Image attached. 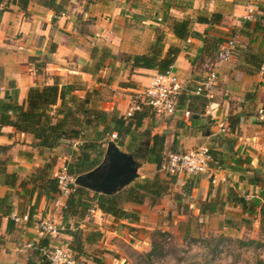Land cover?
<instances>
[{
  "label": "crops",
  "instance_id": "crops-1",
  "mask_svg": "<svg viewBox=\"0 0 264 264\" xmlns=\"http://www.w3.org/2000/svg\"><path fill=\"white\" fill-rule=\"evenodd\" d=\"M55 3L60 8L56 12L42 6L39 0H30L22 11L16 4L1 0L0 101L11 92L10 85L15 89L16 103L21 105L28 88L53 84L59 87L73 85L75 89L71 94L82 100L87 93L97 89L94 81L96 73H104L102 68L94 69L100 59L97 53L101 49L115 57L113 60L104 58L102 66L105 60H110L114 62L112 67L115 70L123 63V56L146 52L157 32H162L158 28L165 22L164 15L171 20L189 18L192 21L198 15L219 16V21L213 25L195 22L191 24V29L200 35L199 39L188 38V42H180L171 35L169 28L163 34V52L169 46L180 49L172 66L181 83L188 79L194 83L196 77L202 79L203 76H196L193 70L199 59L205 62L214 60L217 49L210 54L212 59L207 58L210 51L205 50L208 43L203 39L220 40V34L228 32L238 36L231 58L214 66L217 79L212 90L203 96L206 104L204 113L193 115L188 120L183 117L185 108L177 110L171 117L161 118L153 113L154 116H147L142 120L141 128L148 130L150 135L164 134V149L170 144L183 150L205 146L212 152L227 156L228 160L236 157L241 160L249 158V166H234L226 160L224 167L219 168V175L232 182L225 187L227 193L232 190L238 196L245 197L239 191L247 184L249 172H253V169L259 170L257 158H264V136L254 133V128L258 127L251 122L258 121L253 112L260 113V120L262 118L264 77L258 72L246 74L240 68L237 52L250 49L264 55V32L255 30L256 27L264 26V0H56ZM249 4L257 11V15L252 22H242L241 17ZM93 49L97 52L92 53ZM123 65L125 67V63ZM126 68V73L118 72L119 80L124 85L116 87L118 91H115L113 101L110 104L96 102L101 110H106V113L117 119L122 118L120 116L124 114L132 95L141 90L155 73L153 70L130 71L128 66ZM181 94L186 95V98L195 95L184 88ZM96 100L99 101L98 98ZM147 112L150 113L149 110ZM230 118L239 120L233 132L228 129ZM221 121H225L227 125L224 132H220L218 128ZM117 141L113 144L120 150ZM69 142L77 143L63 141L59 147L51 150L36 148L32 146L34 140L31 135L17 133L10 126L0 127V147L7 148L0 155V200L5 199V203L0 205V264H29L30 261L36 263L34 250L41 253L45 247L52 249L58 245L69 244L71 239L61 233L63 230L55 237L40 236L33 225L38 217H49L55 223L61 224L60 212L64 200L56 194L38 197V186L36 187L33 178L36 171L44 166L49 165L52 177L61 163L66 165V148L63 146ZM143 142L149 143L150 138L144 137ZM67 147L70 151L73 150V147ZM122 152L127 153L124 150ZM136 162L140 166L135 179H151L149 172H157L154 165ZM158 176L164 178L160 174ZM182 178H186V182H182ZM179 182L182 196L187 199L203 202L213 197L212 189L205 178L175 177V183ZM216 191L217 189L213 194ZM169 193L170 189L154 206L147 203L124 205L125 210L136 212L137 221L133 222L113 219L98 210L88 213L78 222V226L83 234L94 231L98 237L94 243L84 245L81 257L88 258L90 255L101 260L103 264L107 263L105 251L113 246L107 242L104 234L109 238H128V241L138 239L143 232L139 231L137 234L138 229L149 230L145 223L149 215L154 214L156 219L157 213L169 211L178 203L175 198L166 200ZM178 193L177 198L180 195ZM191 206L192 204L190 208ZM24 214L29 216L26 224L17 225L11 220L12 215ZM72 223L73 219L69 220L70 228ZM142 239L147 240L145 236ZM140 246L142 247V243L137 244V247ZM149 248L150 246L148 250ZM114 262L117 264V261Z\"/></svg>",
  "mask_w": 264,
  "mask_h": 264
},
{
  "label": "trees",
  "instance_id": "trees-1",
  "mask_svg": "<svg viewBox=\"0 0 264 264\" xmlns=\"http://www.w3.org/2000/svg\"><path fill=\"white\" fill-rule=\"evenodd\" d=\"M12 4H16L18 9L25 10L30 0H8ZM56 0H39V3L51 9L58 11L59 5L55 3ZM1 2V0H0ZM167 18L164 15V19ZM219 21L217 14L198 15L194 21L189 18L180 20H171L169 31L171 35L180 42H185L188 38H200V35L191 29L193 22L198 24L213 25ZM255 30L264 32V26L256 27ZM206 51H210L207 58H211L214 49L222 43L220 40H206ZM162 32H157L154 41L151 42L144 54L141 55H127L122 57V62L130 69H147L153 70L156 73L164 72L173 62L180 52L178 47L169 46L165 52ZM93 52H97L93 49ZM99 60L94 65V69H101L104 58L115 59L114 56L106 53L105 50H100ZM237 60L241 64L240 68L245 70L246 74L258 72L259 67L264 63V55L262 53L253 52L250 49L238 50ZM239 68V69H240ZM202 79H200L201 81ZM11 92L6 94L3 101H0V127L10 126L15 132L28 134L32 136L34 143L33 147L44 148L51 150L59 147L63 141H76L81 139V133L88 127L103 126L105 122L112 124L113 132H116L117 137L128 136L129 143L127 144V153L132 156L135 161H141L146 164H151L156 167L160 166L164 154V134L150 135L148 130L139 129L142 125V120L147 116H154V112L148 109L140 110L133 113L128 120L122 118H114L112 114L102 111L96 105V98L98 92L92 90L87 93L82 100L77 99L71 93L75 87L73 85L58 86L53 84L43 87L28 88L24 102L21 105L16 103L15 89L10 85ZM194 89L189 91L194 92ZM204 94L192 95L186 98V95L179 94L177 96L176 107L177 110L185 108L189 114L190 119L193 115L203 114L206 106ZM264 107V106H263ZM264 108H262L263 111ZM154 113V114H153ZM156 115V114H155ZM237 118H230L228 121V129L233 132L238 125ZM104 127V126H103ZM110 132V131H109ZM103 133L108 134L107 127L103 129ZM142 137H149L150 144L142 141ZM120 146V140L117 141ZM6 147H0V155L6 152ZM78 154H74L73 161L66 164L68 174L76 177L85 172L90 171L100 163L99 152L97 156L91 158L90 154L95 151L94 145L86 144L78 147ZM212 158L211 166L220 168L228 160V157L223 154H218L209 150ZM229 163L234 166L250 164V159L243 160L240 157L229 159ZM259 163V170H254V175L261 172L260 176H253L248 178L247 182L250 185H256L258 182L263 186L264 182V158ZM243 179V178H242ZM33 182H36L38 189V197L44 195L49 196L56 194V182L50 177V167L44 166L36 171ZM175 184V177H169L168 180L154 175L151 179H134L126 188L112 195H101L89 192L86 189L76 187L75 191L71 193L64 200V207L61 209V225L63 231L70 242L66 246L71 252L79 255L83 254L84 245L92 244L96 241L98 234L90 231L83 234L78 226V222L87 216L89 210H98L104 215H109L113 219H127L129 221H137V215L134 211L125 210L124 205H142L147 203L149 206H154L159 203L160 199L169 192L170 186ZM192 185V184H191ZM195 185V184H193ZM261 194L258 198H251L247 200L245 197H240L232 190L227 193L226 201L231 202L232 205L239 207L241 213L248 217L258 215L260 218V227H263L264 209L260 205ZM5 203V199L0 200V205ZM207 211L209 213L215 212V207L211 205L208 209H201L200 213ZM73 219L72 228L69 227V220ZM165 232H154V235L159 236L158 239L164 237ZM150 248L144 254H141L145 261L151 262L152 258L161 257V245L158 240L150 236ZM59 246V245H58ZM41 247H45L41 245ZM40 247V248H41ZM46 251L50 248L45 247ZM34 250L33 254L37 256V262H29V264H48L45 256ZM96 264H103L101 260L91 259Z\"/></svg>",
  "mask_w": 264,
  "mask_h": 264
},
{
  "label": "rangeland",
  "instance_id": "rangeland-1",
  "mask_svg": "<svg viewBox=\"0 0 264 264\" xmlns=\"http://www.w3.org/2000/svg\"><path fill=\"white\" fill-rule=\"evenodd\" d=\"M156 10L158 11V9ZM170 23L171 19L166 18L161 28H158L162 31V34H164L166 28H169ZM220 36L219 38L222 42L232 38L236 42V37H238L235 33L229 32L224 34L221 33ZM100 54L101 53H97V55ZM212 61L214 62V60H207L205 62L199 59L195 63L196 66L194 65L193 69L195 74H197L196 76H204L205 70H207L206 64L211 65V63H213ZM108 62L109 64H107ZM203 63H205V66ZM114 65V62L105 60L101 70L104 73H96L94 81H96L95 85L97 89L95 90L98 92L97 98L101 103L110 104L113 101V97L116 95L115 91H118L116 87L120 88L124 85V82H120L119 80L120 76L118 72L122 71L126 73V65L124 67L123 63H121L115 70L114 67H112ZM214 69L216 68L214 67ZM110 72H112L111 75ZM121 77L124 76L121 75ZM198 78L199 77H196L197 80H195L194 83L191 79L182 82V89L191 90L195 88L196 82L200 81ZM104 112H106V110ZM252 114L258 120L251 121L253 126L258 127L254 128L256 129L254 133L263 137L264 133L261 132L264 130V109L261 112V120L259 118L260 113L256 114L253 112ZM122 116L123 115L120 117ZM106 127L108 129V134L114 131L112 124L106 122L104 127L97 126L94 128H86V130L81 133L82 138L76 140L77 143H65L63 146V148H66L65 155L67 161L65 164H70V162L73 161L74 154H78L79 152L78 147H82L86 144L94 145L95 151L90 154V157H96L97 152H99L98 158H100L101 161L108 135L103 133V129ZM140 131H142V128L139 129V132ZM119 140L121 142L119 146L120 150L127 151L126 146L130 140L129 137L119 136ZM67 146L73 147V150L70 151ZM179 150L183 149L180 147L176 148L175 145L170 144L167 145L165 149L163 146L162 154L165 155L169 152ZM258 159H260V162L263 160V158L259 156L257 158V163ZM62 164L64 165V163H61V165ZM149 173L151 174H149L151 178L159 174L154 171ZM260 174L259 172L257 175H254L253 172H249L247 177L252 178L253 176H260ZM163 177L164 180L169 179V177ZM225 178V183L220 185L214 186L209 184V187L212 189L213 197L203 202L198 200L193 201L192 199H187V197L182 196L180 182L171 185L170 193L165 198L167 201L175 198L176 203H178L169 211L163 210V213H157L156 219L154 214L149 215L145 222L149 230L145 231L144 229H138L137 234L139 231H143L141 232V236H138V239H130L128 241V238H120L118 236L109 238L104 234L107 242L109 241L113 246L111 249L105 251V259L107 260L105 264H116L114 260L117 261V264H264V221L263 227H260V218L258 215L252 217L243 215L239 207L226 201L225 197H227V191L225 187L232 182L231 180L228 181L227 177ZM181 180H183L182 182H186L187 179L182 178ZM246 183L244 188L239 191V194L244 195L247 200L258 198L263 194V197L260 199V205L264 209V185L262 186L260 182L256 185H250L247 180ZM216 189V194H213ZM177 192L180 193L178 198L176 195ZM190 204H192L191 208ZM211 205L215 207V212L209 213L204 211L200 213L201 209H208ZM196 211H199L201 215H199V213L196 214ZM156 231L165 232L164 234L166 235L158 239L157 237L159 236L154 235ZM151 235H153V239L156 238V240L160 242L161 257L152 258L151 262H147L141 254L148 251V247L151 244ZM144 236L147 240L142 239ZM136 240H141V242H137ZM138 243H142V247H137ZM87 257L89 259L93 258L99 260L90 255Z\"/></svg>",
  "mask_w": 264,
  "mask_h": 264
},
{
  "label": "built area",
  "instance_id": "built-area-1",
  "mask_svg": "<svg viewBox=\"0 0 264 264\" xmlns=\"http://www.w3.org/2000/svg\"><path fill=\"white\" fill-rule=\"evenodd\" d=\"M249 2L253 0H248ZM256 10L249 4L241 19L242 22H252L256 17ZM160 21V19H157ZM186 40L185 42H188ZM235 41L227 39L223 41L217 48L214 62L207 65V70L202 77V80L197 82L193 94L207 95L215 85L217 75L213 66L227 62L233 53ZM258 74L264 77V63L259 67ZM182 91V85L178 74L173 66H169L162 73H154L149 79L148 83L138 92L134 93L130 99L123 114V120H128L132 117L133 113L142 109L153 111L160 117H171L177 111L176 103L177 96ZM183 117L188 120L190 117L189 112H183ZM227 125L225 121H221L218 125L220 132H224ZM107 141L116 142L118 140L117 134L112 132L107 135ZM212 158L209 149L205 146H199L183 151L169 152L164 155V158L157 168V172L165 177H178L185 176L191 178H205L209 184L217 185L225 183V178L219 175V169L212 167ZM52 178L56 182V195L58 198L65 200L77 187L74 184L75 177L68 174L66 165H61L54 172ZM64 205L62 206V208ZM94 210H89L88 213L92 214ZM11 220L13 223L26 224L29 222L28 214L22 216L12 215ZM35 229L40 236L55 237L59 231L63 230L61 224L54 222L49 217H38L33 223ZM42 254L45 256L48 264H96L91 259L76 256L66 246H57L46 251L43 248Z\"/></svg>",
  "mask_w": 264,
  "mask_h": 264
},
{
  "label": "water",
  "instance_id": "water-1",
  "mask_svg": "<svg viewBox=\"0 0 264 264\" xmlns=\"http://www.w3.org/2000/svg\"><path fill=\"white\" fill-rule=\"evenodd\" d=\"M140 165L130 154L108 141L101 162L92 170L78 175L74 184L92 193L115 194L127 187L137 176Z\"/></svg>",
  "mask_w": 264,
  "mask_h": 264
}]
</instances>
